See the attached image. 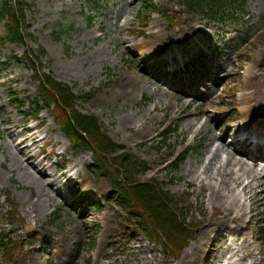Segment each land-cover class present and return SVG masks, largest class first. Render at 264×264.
Listing matches in <instances>:
<instances>
[{
    "label": "rangeland",
    "instance_id": "obj_1",
    "mask_svg": "<svg viewBox=\"0 0 264 264\" xmlns=\"http://www.w3.org/2000/svg\"><path fill=\"white\" fill-rule=\"evenodd\" d=\"M25 1L30 6L25 42L0 44V241L8 248L3 253L0 246V264H178L206 225L230 223L198 185L211 150L236 149V158L264 168V140L255 146L240 137L251 119L243 96L253 93L255 104L253 81L264 86V0H237L224 21L191 11L182 0ZM155 35L160 39L148 47ZM40 49L46 53L41 59L45 74L69 85L76 96H89L77 101L78 111L96 116L115 144L146 163L136 178L155 179L178 203L180 220L191 227L181 253L143 236L136 214L112 197L109 172L93 169L92 151L71 143L56 109L33 111L38 83L24 56ZM176 58L180 63L202 58L204 76L181 85L179 79L167 80ZM131 76L144 89L126 97L120 90ZM195 115L201 120L193 127L206 123L199 132L187 127ZM26 129L28 136L45 141L24 148L27 143L20 140ZM176 159L180 164L173 172ZM36 180L50 188L42 192ZM7 198L16 211H10ZM261 203V197L246 203L249 213L234 233L218 228L210 233L196 264H264Z\"/></svg>",
    "mask_w": 264,
    "mask_h": 264
},
{
    "label": "trees",
    "instance_id": "obj_2",
    "mask_svg": "<svg viewBox=\"0 0 264 264\" xmlns=\"http://www.w3.org/2000/svg\"><path fill=\"white\" fill-rule=\"evenodd\" d=\"M182 1L189 10L201 11L206 17L218 21H223L227 17L225 11L237 2V0ZM29 10L30 6L25 0L1 1L0 17L5 21V35L0 36V44L25 42L28 34H24L23 27ZM45 55V51L40 49L38 55L27 52L24 56L33 67L34 77L39 83L38 97L33 105L41 106V110L49 112L56 109L62 115L60 126L65 135L77 149H87L94 153L95 168L109 172L114 182V198L122 208L136 214L137 224L146 237L151 241L168 242L178 252L183 250L185 241H188L190 227L188 229L186 222L180 220L184 216L178 210V203L171 194L165 192L164 185L155 179L140 181L136 178L140 171L146 169V163L122 152L123 148L101 130L96 116L84 115L77 110L75 105L80 97L73 93L72 88L57 81L51 74L43 72L41 59ZM88 98L87 95L81 99ZM59 114L56 116L59 117ZM165 138L167 140V137ZM179 163L180 161L175 163L173 172ZM8 202L10 209L14 211L16 205L10 199Z\"/></svg>",
    "mask_w": 264,
    "mask_h": 264
},
{
    "label": "bare ground",
    "instance_id": "obj_3",
    "mask_svg": "<svg viewBox=\"0 0 264 264\" xmlns=\"http://www.w3.org/2000/svg\"><path fill=\"white\" fill-rule=\"evenodd\" d=\"M159 39L160 38L155 35L153 40L149 42L148 47L155 44ZM144 45V43L138 44L139 47H144ZM263 78L264 75L260 76V79ZM253 82H257L254 87V94L255 97H257L255 101H257V103H252L253 93L243 96V102L246 106L245 111L247 116L251 117L249 122H246L244 126L249 125L252 130L264 129V123L258 121H264V109L261 113L256 112L257 107H264V86L259 81L254 80ZM143 89L144 86L140 83L139 78L131 76L128 82L122 84L120 91L124 96L129 97L131 95L134 96ZM187 116H190V113H188ZM196 116L197 115H195L193 119H187V127L193 128L199 132L206 123L201 124V127L198 128L193 127L194 120H197V123H200L201 120V117L198 118ZM209 116L210 115H208V118H210ZM127 123L128 122H125V125ZM28 131V129L24 131V135L20 140V144L27 143L24 148H32L45 141V137L42 136H28ZM217 138L212 137L214 140ZM30 142L33 143L32 146H30ZM228 149L229 148L224 145H219L216 149H212V156L208 158L207 161L203 162L201 166L202 170L199 172L200 176L202 175L203 177L200 180L198 177L197 180H199L198 185L201 190H205L206 193H209L207 196L205 195L208 202L211 205L219 204L223 208V212L229 217L230 223L222 224L221 228H219L221 224L213 223L211 225H206L199 234L197 243L185 254L184 258L180 260L178 264H196L195 261L198 258V253L204 247L210 233L212 234L217 228L220 229L219 231L225 230L228 233H234L237 226L244 224V219L249 213L246 203L252 204L253 201L258 200L260 197L261 200H264V168H256L255 161L250 165L247 164L242 159L236 158L239 155L236 149H232L231 151ZM221 152L226 153L225 158L221 157ZM193 176H196L195 173ZM244 177L245 179H243ZM36 184L42 192L50 188L49 184L40 180H36ZM257 189L260 190V193L257 192ZM238 191L239 193H237ZM261 205L264 207V203H261ZM39 208L40 206H37L33 213H37ZM232 224H236V226H232ZM224 237L228 238V235H223L222 238ZM246 239V237H243V241H246ZM230 249H232V255H237L238 251L236 249L231 248V246L228 250ZM224 255H227V252H225ZM38 263L39 261L35 262V264ZM144 264H152V262H145Z\"/></svg>",
    "mask_w": 264,
    "mask_h": 264
}]
</instances>
